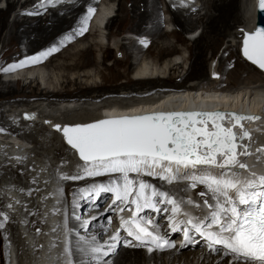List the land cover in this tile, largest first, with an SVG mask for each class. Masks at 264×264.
<instances>
[{
  "label": "bare ground",
  "instance_id": "obj_1",
  "mask_svg": "<svg viewBox=\"0 0 264 264\" xmlns=\"http://www.w3.org/2000/svg\"><path fill=\"white\" fill-rule=\"evenodd\" d=\"M128 1H130V8L126 7V2ZM158 1L119 0V13L115 15L113 13L114 17L112 15L108 18V20L106 19V27L109 26L112 28L118 23V25H127V28L129 29L128 31L131 33L150 36V40L147 42H139L131 39L132 41H126V43L120 46V48L127 55V61H125V65L127 66L124 70H115L112 67H103L106 58H108L109 50L111 49L109 43H107V46L104 47L100 42H94L95 40L93 41V38L98 39V36H93L95 34L90 33L88 30L85 31L83 35L76 34L78 30L83 27V20L87 15L88 8L94 5L98 6V4H96L97 0H72L69 3L64 0H55L51 4L45 3L40 6L38 5L39 7L32 8L30 11L17 13L10 23H8L10 15L14 13L17 8H23L25 4L32 2V0H26L24 4H21L19 0H7L5 9H0V40L2 37L8 36L10 48L3 55L7 63H13L16 61L23 62L32 57L40 56L42 52H46L50 48H58V51L53 52L47 57L41 58L36 64L34 63L37 66H39V64H43L45 68H51L60 73V76H56L59 78L57 85L53 87L47 85L48 89L51 91L36 92L35 89H33L30 93H25L26 87H28V85L31 87L35 81L37 82H35L37 86L39 84V87L41 86V83L44 85L42 80L37 81L35 78L37 70L35 69V65H30L31 67H25L11 72H4L2 70L1 72L4 73V76H0L1 78L9 76L12 72L15 73L14 75L16 76L15 80L8 79L9 81H3L0 78L1 81L5 82L3 83L0 81V104L7 102V104H10L9 107L11 108V110H9L11 113L9 114L10 116L5 117L6 115L4 116L3 114L5 112H3L0 105V130H2L0 132L9 133L11 135H23L22 137L24 138L22 142L11 139L10 141L14 142L11 144L12 146H9L6 144L7 140L0 137V211H3L10 216V219L6 223L10 226L13 232L12 238L16 242L15 243L11 238L12 243L14 242L17 245L15 246L14 243L11 245L12 253L14 252V247L16 251L21 250L20 254L18 251L17 253L22 264H65L66 262L64 261L65 256L61 254L63 248H66L65 242L67 238H65V234H63V237L59 236L62 237V240L56 243L54 241L52 242L54 232H49L47 230V227H49L54 218H56L54 216L55 212L53 211V207H55L53 202L56 201L55 199H57L59 195L57 196L53 187H51L52 183L57 185V181L54 179L52 181L51 177L48 178L50 172L48 168H46L45 159H47V162L50 160V167H52V169L56 172L57 170L60 172V170L65 168L69 169V172L75 173L74 171L77 169H75L74 166L78 168V171H80L84 163H81L83 161L79 160V158L75 156L76 150L67 143L63 132L58 131L54 127L55 125H60L61 128L65 126L72 127L71 124H82L85 122L92 123L99 119L118 118L121 116L146 114L148 112L185 111L188 109L199 110L201 112L219 110L225 113L235 112L239 114H252L254 116L257 115L262 117V119L259 120V124L252 129L251 133L252 136L258 140L255 141L257 145H264V83L251 87L239 88L233 91H231L230 88H225L222 91L215 90L214 88H216V86H210L208 90L202 89L208 93L220 92L222 94V96L218 95L216 97H209L208 94H197L196 91L200 89L194 90V87L191 85L185 86L180 83L179 86H171L169 84L171 79H175L176 75L174 76V74L178 71L180 65L179 62H174L172 60L176 57V49L173 48V45H171L167 39L169 37L181 39V37L177 32L162 31L163 24L160 17V9L157 4ZM236 1L237 0H212V3L209 1L206 2L207 12L203 15V17H198L196 19V23H199L201 26L204 25L203 27L209 30V34L206 33V35L199 37L194 41V44H198L200 48L198 47L194 49L195 62L193 67L190 69V73H188V71L185 78L197 81L199 80L198 85L207 83V80H210H206L204 75V71L206 73L208 72L207 64L204 68V62L207 54L204 50L209 46L213 48L217 45L218 41L214 39H217V37H224L226 29H229L228 27L230 26V22L233 23V21H240L238 18ZM238 1L241 2V0ZM193 2H183V4L189 7V5ZM244 6L249 17L246 18L247 21L242 20L239 23L236 22L238 26L235 28L239 30L236 34H240V36L241 29L250 31L254 24V0H244ZM46 11L51 14L45 15L44 13ZM27 13L38 14L28 15ZM102 13L103 12L100 8L98 11L96 10L91 17V19L93 17L94 19H92V21L90 19L88 24H95L96 22L101 23L104 20V15H108L107 13L110 12L109 9L106 8L104 10V15L100 17ZM170 13L172 15V23L177 24L182 32L190 35L195 33L196 30L193 28V25L187 24L185 20H183L184 16L180 12L177 10H171ZM204 18L206 19L205 21ZM146 23L151 24V27L148 30L144 28V24ZM68 37H71V39H68ZM21 41L28 50L26 57H21L19 55L17 44ZM84 42H86L88 46L82 48V45L84 46ZM235 45L238 47L239 43L237 42ZM115 48L117 47L114 46V49ZM96 49H98L99 53H102L103 59L100 62H97L95 56V53L97 52ZM195 50H198V53ZM115 51H117V49ZM139 54L148 55L149 57L153 56L157 60H161L159 66L156 65L158 68H162L165 66V63H167L165 71L168 76L165 77L162 71L161 73L155 74L157 69L155 71L152 70L154 73L151 71L152 73L148 75L145 71L148 70L149 72V69L146 70L145 66H143L145 64L139 65L141 67L136 68L134 70L135 72H131V66L133 64L135 65L134 61L138 60ZM225 59L231 62V58L227 54ZM116 60L123 61L124 59L122 57L118 59L116 58ZM27 64L29 65L33 63ZM209 65L210 75L213 73L215 74L216 63L214 64V62H212ZM99 66H102V68ZM91 67H95V73L93 75L86 74L82 77L85 79V83L80 80V76L72 78L69 76L72 73L82 70L87 71L91 69ZM211 69L213 71H211ZM22 72L23 74H21ZM129 72L130 74H128ZM145 73L148 76L145 75ZM96 75H102V81L99 83L93 82L89 84L88 81ZM127 75H130L129 78H127ZM231 75L234 76L233 78H236V74L232 73ZM121 77L124 79L120 80ZM22 81H24L25 84L21 83ZM216 82L217 81H215V83ZM11 83H15V88H13ZM70 86L75 87L72 92H61V89ZM82 86H85V88H82ZM167 88H170L168 93H160L161 90H166ZM83 97L86 98L84 101L89 100L94 105L93 112H91V114H87V116L82 117L81 119L73 118L70 120L56 117L57 112L60 116H67L68 114L66 115L64 112L66 113L72 110L75 111L74 106L76 105L77 108V104L83 99ZM111 97H121L122 100H124V103L119 99H110V101L109 98ZM55 99L65 101L56 102L51 106L48 105L50 103L43 105L46 101H53ZM49 107H53V110L55 109V111H53L54 115L51 112V114L47 112ZM45 109L47 111H45ZM25 114H28L33 118L26 119ZM245 123L244 125L246 128ZM250 125L253 126V123ZM28 127L41 130L42 132L35 131L33 134L30 133V135L27 133V130L29 129ZM46 130L51 132L56 138L60 139L63 145L62 147L53 148L50 153L45 151L46 155L44 156V153L42 155L37 152V150H43L46 146L44 142L39 141V137L42 139ZM25 139L29 142L27 143ZM18 143L20 145L16 146ZM30 144H34L35 146L32 147ZM34 150L36 152H32ZM19 155H24L25 161L22 162L21 166L15 164L11 165L10 162L12 163V161L17 160L21 163V159L18 158ZM66 156H68V158L69 156H73L72 158L74 162L71 164L72 167H70V165L65 161ZM50 157L53 159H50ZM7 162H9V164H7ZM248 162L264 164V154H261V158L259 160H257V156H250L248 158ZM24 163L25 166H27L26 170ZM14 167L17 171L12 170ZM41 169H43V171H41ZM251 170L255 171L256 169L252 168ZM56 174L58 175V173ZM7 175L10 178H6ZM104 175L106 178L103 179L98 176L89 177L82 175L83 179L66 182L68 184L66 189L73 191V194L75 195L78 205L83 213H92L93 215V211H97L95 216L91 215L85 224L86 233L88 231L96 230L97 239L102 237L108 230L104 227L108 219L106 218L107 216L105 217V214L111 211L110 209L112 204L118 203L115 200V193L108 192L109 197L107 200L110 198L109 203L106 204L105 202L107 200H105L102 204L103 208L96 209L103 201L106 194H103L102 192L96 194V192L92 191L93 187L98 185L110 187L119 179V174L106 173ZM129 175L130 178L143 179L145 182L153 185L158 190H162V187L157 180L151 181L145 176L137 177L133 174ZM14 180H22V182L26 181V183H17V181ZM34 180H37L38 183H34ZM45 181H47V183H45ZM39 187H42L43 191L35 193ZM62 190L65 191L63 188ZM195 190L197 193H200L202 186L198 185ZM49 193L53 194L48 195ZM35 195L36 198L40 195V198L34 200V203L32 202V199L31 201H27V198H33ZM45 196H47V199H45ZM17 199L22 201L24 205L23 207L26 209L20 205H15V201ZM37 201H41L39 206H41L42 209L37 208ZM31 202L33 203L32 205ZM9 203L14 204L17 210L12 211L9 209ZM157 206H162L163 208L165 204H158ZM23 209L28 211V217L44 213L42 216L45 218L47 225L41 229L40 233H31L34 228L40 226L38 225L39 218L37 217L36 221L38 226L34 227V222L31 221L32 219H27V221L23 217V214H21L23 213ZM188 210L189 208H187V206L182 208L181 212L177 214L176 219L186 221L188 216L185 215V217H183L182 214L188 213ZM14 214L16 217H14ZM146 215H152L155 222L159 223V225L162 224L160 222L161 217L163 216L162 211L156 212L150 209ZM112 216L113 212L109 215V217ZM142 216L143 214L141 217ZM77 218H81V216L79 215ZM113 221L114 218H112V222ZM18 222L22 223L20 224V228L18 227ZM99 223L101 224L99 225ZM102 224L103 226H101ZM23 228L26 230L29 228V232L24 231ZM108 228H111V226L109 225ZM180 232L183 233V229L181 227ZM117 234H119L121 241L127 237V233L122 225L119 227ZM190 234L194 238L193 242H188L186 244L183 242L180 245L182 240L179 239V246L176 250L169 251L164 249L160 252V254L156 255L155 253L146 255L139 248H124L118 244L116 252L112 255V263L110 264H144L145 262L150 261L154 264H159L161 260L162 263L164 262L163 257L168 258V261H170L171 264H227V256L223 253L221 254L215 253L216 251H210L206 240L194 231H191ZM168 235L172 236L173 234L169 233ZM176 237L177 236L174 235L172 240ZM36 240L38 241V247L35 245L37 243ZM106 241L112 242L111 239H107ZM198 245L199 248H197ZM35 247L37 249H41L40 254L38 249V256L36 258L33 253V249ZM180 248H186V251L179 252ZM23 249L25 251H23ZM197 249H204L205 254ZM194 260H196V263H192ZM89 264H91V261H89Z\"/></svg>",
  "mask_w": 264,
  "mask_h": 264
},
{
  "label": "snow or ice",
  "instance_id": "obj_2",
  "mask_svg": "<svg viewBox=\"0 0 264 264\" xmlns=\"http://www.w3.org/2000/svg\"><path fill=\"white\" fill-rule=\"evenodd\" d=\"M260 7L264 8V0H260ZM94 13L95 8L89 7L77 35L88 30ZM56 51L58 48H50L38 57L2 70L11 72L27 63H37ZM243 54L264 69V28L245 36ZM25 118L33 117L25 114ZM261 119L260 116L235 112L171 111L106 118L73 127L55 125L84 162L81 168L84 176L119 174V179L112 186L98 185L92 191L96 194L114 192L115 200L124 205L119 211L131 212L128 219H122V227L131 239L122 242L117 234L110 237L115 243H109L98 240L95 235L84 237L79 248L82 259L69 258L65 264H89V258L91 264H110L106 258L116 252L120 243L125 247H146L149 253L175 248L174 242L166 238V233L161 234L160 225L154 219L141 217L144 209L156 212L170 210L173 232L180 230V224L187 225L183 229L185 244L193 242L190 233L194 230L207 241L210 251L232 256L229 264H264V174L257 175L251 171L252 166L242 159L253 155L252 133L245 128L244 122ZM255 151L264 154V146ZM57 173L54 177L57 196L61 192L60 179H83L80 174L66 175L59 170ZM130 173L137 177H157L169 184L187 182L186 187L191 189L204 185L206 191L199 195L208 197L203 200L204 206L210 210L207 222L191 216L186 221L177 220L181 204L192 205L195 202L190 197L187 201H177L143 179L130 178ZM33 182L38 183L37 180ZM158 204L166 207L159 208ZM15 205L24 206L19 199ZM15 205L9 203L8 208L16 211ZM55 211L60 209L55 208ZM9 219L8 214L0 211V229L5 228ZM36 232L40 233L41 229L37 228ZM65 253L72 255L67 248Z\"/></svg>",
  "mask_w": 264,
  "mask_h": 264
},
{
  "label": "rangeland",
  "instance_id": "obj_3",
  "mask_svg": "<svg viewBox=\"0 0 264 264\" xmlns=\"http://www.w3.org/2000/svg\"><path fill=\"white\" fill-rule=\"evenodd\" d=\"M25 1L26 0H19V2L21 4H24ZM71 1L72 0L68 1L67 3L71 2ZM148 1H151V0H148ZM153 1H155V0H153ZM207 1H209L210 3H212V0H194V2L190 4L191 6L189 5V7L188 6H185L184 4H179V3L172 2V1H169L167 3V2H164L163 0H159L158 3H157L158 4V7L160 9V14H161L160 17H161L162 24H163L162 25V31L163 32H171V31H173L174 33L177 32L180 35V37H181V39H175L174 37L173 38L172 37H169L167 39L168 42L171 45H173V48L176 49V54H175L176 57L173 58L172 60L174 62H176V61L179 62V65H180V68H178V71L174 74V76L176 75L175 76V79L174 78L171 79L169 84L171 86L172 85L173 86H179L180 83H181V85H185V86L186 85L187 86L191 85V86L194 87V90L195 89H200V90L206 89V90H208V88H210V86L211 87L212 86L213 87L216 86V88H214L215 90L217 89V90L222 91L225 88H230L231 91H233V90H237L239 88L251 87V86H254V85H258V84L264 83V76H263V74L261 72H259L258 70H256L251 65H249L248 63H246L240 57L239 51H238V47L239 46L237 47L235 45L237 42L239 43L240 38H241L240 34H236V32H239V31L235 27L238 26L237 23H239L242 20L244 21V20H246V18L249 17L247 15V12H246V9H245V6H244V0H241V2H239L238 0L236 1L238 18H239L240 21L239 22L233 21V23L230 22V26L228 27L229 29H226V31L224 33V37L223 38L222 37H219V38L217 37V39H214V40H217L218 41L217 42V45L214 46L213 48L211 46H209V47H207V49L204 50L207 53L206 54V59H205V62H204V68H205L206 64L208 66V68H207L208 72L206 73L204 71V75L206 77V80L207 79H210V80H207V83H203V84H199L198 85V81L199 80L197 81V80H194V79H187V78H185V75L187 74L188 71H189L188 73H190V69L193 67L194 62H195V56H194L195 55V52H194V49L199 47L198 44H194V41L197 40L199 37H203L204 35H206V33L209 34V30L207 28H204L203 27L204 25L201 26L199 23L198 24L196 23V19L198 17H203V15L207 12V8H206L207 7V4H206ZM6 3H7V0H0V9H5ZM203 3H204L205 6L203 5ZM96 4H98V6L97 5H94L92 7L95 8L97 6L98 8H100V10H102L103 13H102V15L100 17H102L104 15V10L106 8H108L109 9V12H110V13H107V14H113L114 13V15H115V14H118L119 13L118 12L119 0H97V3ZM101 4L103 5V7H102ZM39 6H38V4H36V0H32V2L25 4L23 6V8H17L15 10V12L12 13L10 15V17L8 18V23L12 22V20L14 19L15 15L17 13H21V12H24V11H30L32 8L39 7ZM140 6H141V4H140ZM192 6H193V8H192ZM126 7L130 8V1L126 2ZM171 10H177L178 12H180L184 16V19L183 20H185V22L187 24L193 25V28L196 30L195 33L192 34V35L187 34V33H184V32H182L180 30V27L177 24L172 23V20H171L172 19V15L170 13ZM140 11H141V9H140ZM44 14L45 15H49L51 13H49V12L46 11ZM114 15H113V17H114ZM205 20L206 19L204 18V21ZM105 22H106V20H105ZM91 24L92 25L88 24V26H87L88 27V31H90V33L95 34L93 36H96V35L98 36V39L93 38V41L95 40L94 42H96V41L97 42H100L102 44V46H104V47L107 46V43H109V46L111 48L109 50L108 58H106V60L104 62L105 64H104L103 67H106V68L112 67L115 70H124V68L127 66V65H125V61H127V55L120 48V46L123 45L124 43H126V41H130L132 39V40H136V41H139V42H144V41L147 42V41L150 40V36H147V35H144V34H134V33H131L130 31H128L129 29L127 28V25H118V23H117L112 28H110L109 26L106 27L105 26L106 23H104L102 27H100V28L98 27L97 28V27H95V24L94 23H91ZM91 26H93V27H91ZM150 27H151V24L150 23L144 24V28H146L147 30L150 29ZM210 38H211V36H210ZM85 46H88L86 42H84V46L82 45V48H84ZM114 46H116L117 48L114 49ZM17 48H18V51H19V55L21 57H26L27 56L28 50L24 46V44L22 43V41L17 44ZM8 49H10L9 48L8 36L2 37L1 40H0V71H2L3 68H6V67H9V66H12V65H17V64H20L21 63L19 61H16V62H13V63H7L6 62V59L3 57V55H4V53ZM116 49H117V51H115ZM96 50H97V52L95 53V56H96L97 62H100L103 59L102 53H99L98 49H96ZM195 51L198 53V50H195ZM226 54L231 58V62L230 61H227L225 59L226 58ZM138 56H139L138 57V60L137 61H134L135 62V65L133 64L132 65L133 67L131 66V69H130L131 72L134 71L136 68L141 67L139 65L145 64L143 66H145L146 70L149 69V72H150L149 73L148 70L145 71V72H147L148 75L153 72L152 70L155 71L157 69V71H155V74L156 73H161V71H162L165 77L168 76L167 72L165 71V66L167 65V63H165V66H163L162 68L161 67L158 68L161 60H157L153 56L149 57L148 55L146 56L144 54H139ZM122 57L124 59L123 61L116 60V58L118 59V58H122ZM146 61H147L148 64L146 63ZM212 62H214V64L216 63V66H215V68H216V70H215L216 78L215 79L210 78V68H209L210 65L209 64L212 63ZM35 64L34 63L33 64H29V65L28 64H25L24 66L19 67V68H16L15 70H18V69H21V68H25V67L26 68L27 67H31L30 65H35ZM146 65H147V67H146ZM156 65H158V66H156ZM36 66L37 65H35V69H37L38 71L36 70V76H35V78H36L37 81L42 80L43 83H44V85H42V83H41V86L39 87V84L37 86L36 85L37 82L35 81L36 83L34 82L33 85L31 84L32 85L31 87L29 85H28V87H26L25 93H30L33 89H35L36 92H40V91L48 92V91H51V90L48 89V86L47 85H49L50 87H53V86H55V85L58 84L59 78L56 77V76H60V73L58 71L53 70L51 68H45V66L43 64H39V66H37V67ZM99 67L102 68V66H99ZM15 70H13V71H15ZM94 71H95V67H91V69H89L87 71L86 70L85 71L82 70V71H79V72L72 73L69 76H70V78L76 77V76H80V80H82V82L85 83V81H84L85 79L82 78V77H84L86 74L93 75L95 73ZM211 71H213V70L211 69ZM232 73L233 74H236V78H233L234 76L231 75ZM21 74H23V72ZM128 74H130V72ZM147 74L145 73V75H147ZM102 75H99V76L96 75V76L92 77V79L90 81H88L89 84L90 83H93V82H97V83L101 82L102 81ZM129 76L127 75V78H129ZM8 79H11V77L10 76H7V77L1 78V80H3V81H9ZM123 79L124 78L121 77L120 80H123ZM3 81H1V82H3ZM215 81H217L218 83L217 82L215 83ZM3 83H5V82H3ZM15 83H16V81H15ZM15 83H11V85L13 86V88H15ZM21 83L25 84L24 81H22ZM28 83H29V81H28ZM1 87H2V85H1ZM82 88H85V86H82ZM74 89H75V87L70 86V87H66L64 89H61V92L62 93L66 92V91L67 92H72ZM169 90H170V88H167L166 90H161L163 92L160 91V93H168ZM120 93H122V92H120ZM85 99L86 98L83 97V99L79 102L81 104H79V103L77 104V108H79V109H77L76 108V105H75L74 106L75 111L72 110V111H68L66 113L64 112V114H66V115L68 114L67 116H60L58 112L56 113L57 116L56 115L55 116L58 117V118H60V119H62V118L64 119L65 118V119H69L70 120V119H73V118L74 119L75 118L76 119H81L82 117L87 116V114H91V112H93V106L94 105L89 100L84 101ZM110 99H113V100L114 99L115 100L116 99L122 100L121 97H119V98L118 97H114V98L111 97V98H109V100ZM107 100H108V98H107ZM61 101H65V100H57V99H55L53 101H46L45 103H43V105H47L48 103H50L48 105L51 106V105H54V103L61 102ZM122 101L124 103V100H122ZM40 104H42V103H40ZM91 104H92V108H91ZM0 105H1V109L3 110V112H5V113H3L4 116L5 115H6L5 117L10 116L9 115V114H11L10 111H9V110H11V108L9 107L10 104H7V102H4V103H2ZM16 105H18V104H16ZM80 108H83V109H80ZM84 108L85 109H88L89 108V109L88 110H85ZM83 110H84V112H83ZM45 111H47V110L45 109ZM53 111H55V109L53 110V107H49L47 112H49V114L53 113V115H54V112ZM15 124H17V123H15ZM35 131L42 132L41 130H37L35 128H31L30 127L27 130V133L28 134H30V133L33 134ZM45 132L44 133L47 134L48 136L45 135V134H43V136H42L43 138L42 139L39 137V141L40 142H44V144L46 145V146L44 145L45 148H43V150H37V149H35V150H37V152L41 153L42 155L44 153V156L46 155L45 154V151H47V152L50 153L53 148H55V147H62V145H63L62 142H61V140L58 139V138H56L51 132H49V131H48V133H47V131H45ZM0 133H5V132H0ZM7 134H9V133H7ZM25 141L27 143L29 142L26 139H25ZM30 146L33 147L35 145L34 144H30ZM35 150L32 151V152H36ZM72 157L69 156V158H68V156H66V159H65V161L70 165V167H72L71 164L74 162V160H73ZM50 159H53V158L50 157ZM45 160L47 162V159H45ZM70 161H72V163ZM47 163L51 166L50 160H48ZM10 164L13 165V163H11V162H10ZM25 167H26L25 168V170H26L27 169V166H25ZM51 169H52V167H51ZM12 170L13 171H17V169L15 167L12 168ZM68 170L69 169H65L64 168V169L60 170L59 173H65L66 174ZM11 171H10V173H11ZM52 171L54 173H57L53 169H52ZM70 173H67L66 175H70ZM50 174H52L51 171H50ZM72 174L74 175V173H72ZM103 175H100L98 177H100V178L102 177V179L103 178H106L105 175H104V177H103ZM6 178H10V177L7 175ZM14 181H17V183L18 182L19 183H23V184L26 183V181L22 182V180L21 181L14 180ZM67 181L70 182L72 180H63L62 179L61 182H60V184L62 183V188L65 189V191H64V196L65 197H67L68 195H71L72 194V193L71 194L70 193L69 194H65V192L69 191V190L66 189V186H68V184L66 183ZM173 186H177V183H173ZM177 189H180V188L177 187ZM74 193H75V191H74ZM102 193L103 194H106V195L104 196L103 201L100 203V205L97 206L96 209L103 208L102 207L103 202L105 200H107V198L109 197L108 192H102ZM58 197H57V199H58ZM39 198H40V195L37 196V198H36V195H35L33 198H31V197H30V199L27 198V201L28 200L31 201V199H32V202H33L34 200H37ZM109 200H110V198L105 203L108 204L109 203ZM32 202H31V205L34 203V202L33 203ZM40 202L41 201H37V204L36 205H37V208L42 209L41 206H39V203ZM116 205H117V203L116 204L115 203L112 204L111 205V211L105 214V217L107 216L106 218H108L110 220V222H112L113 216L112 217H109V215L112 214V208L115 207ZM23 208H25V207H23ZM159 208H162V206H160ZM25 209H23V213H21V214H24L25 220H27V219L28 220H31L32 219L31 221L34 222V227L38 226L36 224V221H37V216L36 215L37 214H35V216L28 217V214H27L28 211L25 210ZM96 209H93V210H96ZM93 212H94L93 215L95 216V213L97 211H93ZM86 214H88V213H86ZM182 216L185 217V214H182ZM14 217H16L15 214H14ZM108 219H107V223H108ZM100 224L101 223H99V225ZM101 226H103V224ZM104 227H105V225H104ZM106 228L108 229V227H106ZM4 232L5 233L7 232L8 237H11V238L13 237V232H12L10 226L8 225V223L5 224V228L4 229H0V246H1V249H0V264H5V262H4V260H5V258H4V251H5V248H6V243H5L6 240L5 239H7V238H5ZM62 237H63V234H62ZM128 239H129V237L127 236V238H125L124 240H122V242L123 241H126ZM13 241L15 242L14 239H13ZM183 242H184V239L180 242V245ZM15 243H14V245L17 246ZM35 245L38 247V243H36ZM120 245L122 247H124V248H129V247H125L123 245V243H120ZM178 246H179V244H178ZM197 248H199V245L197 246ZM38 249L36 247L33 249V253H34V257L35 258L38 256ZM185 249L186 248H180L179 249V252L186 251ZM14 250H15V247H14ZM197 250H199L200 252L202 251V253L205 254V250L204 249H201V250L200 249H197ZM17 251L19 252V254L21 253L20 252L21 250H17ZM23 251H25V250L23 249ZM156 252H158V253H156ZM156 252H155V255L156 254H160V252H162V251L158 250ZM179 252H177V253H179ZM215 253H217V252H215ZM108 258L110 260V263H112V256L111 257H107L106 259H108ZM163 260H164L165 263L164 262L162 263V260L160 261V263L159 262L158 263L159 264H171V262L168 261V258H164L163 257ZM192 263H196V260H194ZM144 264H154V263L152 261H150V262H145Z\"/></svg>",
  "mask_w": 264,
  "mask_h": 264
},
{
  "label": "water",
  "instance_id": "obj_4",
  "mask_svg": "<svg viewBox=\"0 0 264 264\" xmlns=\"http://www.w3.org/2000/svg\"><path fill=\"white\" fill-rule=\"evenodd\" d=\"M181 1L191 2L192 0H181ZM259 28H264V8L260 7V0H254V24H253V28L250 31H245V30H242V29L240 30L241 38H240V41H239L238 51H239V55H240V57L242 59H244L247 63L251 64L257 70H259L261 73L264 74V69H261L258 65L253 64L243 54V41L245 39V36L247 34L254 33ZM210 78L215 79L216 78V74H214V73L211 74ZM150 114H152V113H150ZM139 115H145V114H139ZM132 116H136V115H132ZM121 117H125V116H121ZM128 117H131V116H128ZM87 123H90V122H85V123H82V124H87ZM92 123H94V122H92ZM76 125H81V124H74V125H71V126L73 127V126H76Z\"/></svg>",
  "mask_w": 264,
  "mask_h": 264
}]
</instances>
